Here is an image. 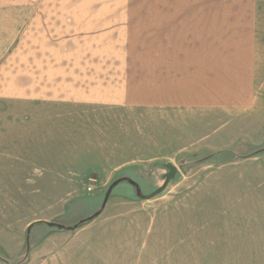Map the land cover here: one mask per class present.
Segmentation results:
<instances>
[{"label": "rangeland", "instance_id": "374dc122", "mask_svg": "<svg viewBox=\"0 0 264 264\" xmlns=\"http://www.w3.org/2000/svg\"><path fill=\"white\" fill-rule=\"evenodd\" d=\"M157 1L0 0L19 3L22 18L21 90L0 73V264L32 259L35 246L49 264L77 259L66 246H238L240 200L255 188L238 179L252 170L250 145L264 142V107L169 116L29 98V55L44 64L53 41L45 28L31 34L30 4ZM169 164L176 178L143 199L164 185Z\"/></svg>", "mask_w": 264, "mask_h": 264}, {"label": "crops", "instance_id": "0c3cea01", "mask_svg": "<svg viewBox=\"0 0 264 264\" xmlns=\"http://www.w3.org/2000/svg\"><path fill=\"white\" fill-rule=\"evenodd\" d=\"M29 7L31 34L45 28L53 38L39 54L44 64L29 55L30 99L169 116L239 117L264 107V0ZM20 11L19 3H0V73L18 91ZM250 147L243 164L252 170L238 185L255 188L240 200L238 246H66L77 259L68 254L65 264H264V142ZM42 251L32 247V259L16 261L49 264Z\"/></svg>", "mask_w": 264, "mask_h": 264}, {"label": "water", "instance_id": "95a60500", "mask_svg": "<svg viewBox=\"0 0 264 264\" xmlns=\"http://www.w3.org/2000/svg\"><path fill=\"white\" fill-rule=\"evenodd\" d=\"M168 168H169V173L166 175V180H165L164 185L160 189H158L154 194H152L151 196H148V197H143V199L151 200V199L155 198L156 196L160 195L161 193H163L165 191V189L168 187L170 182L176 178L177 173H178V169L171 164L168 165ZM114 187H115V185H112L109 188V190L106 194L105 203H107L108 199L110 198V195H111ZM55 225L58 226L57 224H55Z\"/></svg>", "mask_w": 264, "mask_h": 264}]
</instances>
